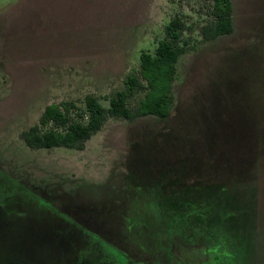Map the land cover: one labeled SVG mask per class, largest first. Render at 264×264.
<instances>
[{"label":"rangeland","instance_id":"rangeland-1","mask_svg":"<svg viewBox=\"0 0 264 264\" xmlns=\"http://www.w3.org/2000/svg\"><path fill=\"white\" fill-rule=\"evenodd\" d=\"M232 1L233 33L180 56L168 116L109 118L79 150L32 149L21 133L50 104L73 101L83 121L86 95L107 107L172 18L200 38L211 0H0V264L98 263L111 249L95 232L119 264H264V3ZM179 183L205 202L189 200L186 224L161 207ZM137 187L164 189L132 222L131 201L149 202L129 199Z\"/></svg>","mask_w":264,"mask_h":264},{"label":"trees","instance_id":"trees-1","mask_svg":"<svg viewBox=\"0 0 264 264\" xmlns=\"http://www.w3.org/2000/svg\"><path fill=\"white\" fill-rule=\"evenodd\" d=\"M212 20L200 28V38L189 41L183 38L187 29L178 17L172 18L164 28V37L157 41L152 52H141L139 69L127 74L123 87L113 92L104 107L98 98L88 94L83 99V120H71L70 110L78 111L73 101L46 106L38 121L21 133L25 145L32 149L65 147L83 149L84 143L99 131L109 118L132 121L153 115L166 117L175 105L173 84L178 75L181 55L197 50L199 44L212 41L233 32L230 0H211ZM144 90L143 97L131 105L130 99ZM48 125L52 127L45 128Z\"/></svg>","mask_w":264,"mask_h":264},{"label":"crops","instance_id":"crops-1","mask_svg":"<svg viewBox=\"0 0 264 264\" xmlns=\"http://www.w3.org/2000/svg\"><path fill=\"white\" fill-rule=\"evenodd\" d=\"M230 2H231V7H232V19L234 20V12H236V10H235L233 1L230 0ZM263 3H264V0H263ZM263 13H264V7H263ZM233 23H234V21H233ZM233 31H234V27H233ZM134 177L137 178L138 176L135 175ZM133 180L134 179L132 178V183H133ZM175 186L176 187H173L175 190L174 189L171 190V191L174 192L173 196L172 197L171 196H168L167 200H164L162 202V203H167V204L165 206L164 205H161V207H163L165 210L167 209L168 212H169V210L177 209V208H179V209H185V212H183V214H180L181 215L180 218L183 219V220H180V221H181V223L182 222H185L184 224H186V220L188 221V220L191 219L189 217L191 214L190 213H187L186 210L188 208H190V207H194L195 205L197 206V203H200L202 201H200L201 200L200 198L194 196L193 193L186 191V190H188V186L186 184H183V183L180 184L179 183V184H175ZM192 188L193 189H198L195 186L192 187ZM163 189H164V187H161L159 189H154L153 187H151V188L150 187H147V188L146 187H137V188H134V189L133 188L132 189H129V191H128V197H129V199H133V198L135 199L136 196H138V195H139L138 198L140 196H145L146 195L148 197V199H149V202L148 203H145L147 205L140 204L141 206L139 205V203H135L134 200L131 201V203H130V210H135L134 212L133 211L130 212V217L132 219V222H133L134 218H135V220L136 219L137 220H140V219H149V216H145V215H140V217L137 218L136 217L137 216V212H138V210H140V211L141 210H144V212L147 211L149 213L150 210L154 209L155 204L157 202V198L160 197V196H162L161 190H163ZM200 190H201L202 195H203L202 199H204V201H205V198H208V196H209L208 193L210 191H209L208 188H206V191L203 190V189H200ZM192 197L199 199L195 203V205H191L190 202H189V200L192 199ZM203 204H205V202H202L201 205H200V206H202L201 207L202 209L205 208V206ZM139 207H140V209H139ZM161 207H159V208H161ZM152 211H154V210H152ZM169 214L172 216V213H169ZM116 215H117V212H116L115 216ZM120 215L122 216V212H121ZM188 222H190V221H188ZM190 224H191L192 229H193V226L194 227H198V226L201 225V223H199L198 221H196V218ZM200 228H198L195 233H199L201 231ZM99 234L100 235H98L97 232H95L94 236L91 235V234H89V236H88L89 242H92V243L98 244V245L105 244V245H103V247L105 246L106 248L111 249V251H99V252L92 253L90 255L93 258H96V260H98V263H96L95 261H93V262L92 261L91 262L90 261H86V262H84V264H110V261L115 262V264H119L117 258H118V255H121V252H119L116 249H114V247L116 246L115 244H113L112 242L108 243V241L106 240V234H101V233H99ZM92 237L94 239H92ZM131 256H132V254H129L128 257L126 255V257H127V259L125 260L126 261V264H144L143 262L142 263L140 262L139 258L136 259V260L135 259L130 260V259H132ZM80 257L85 258L84 255L83 256H80V255L77 256V258H80ZM174 261H178V260L175 259ZM171 263H172V260H171ZM76 264H83V263L80 260H76Z\"/></svg>","mask_w":264,"mask_h":264}]
</instances>
